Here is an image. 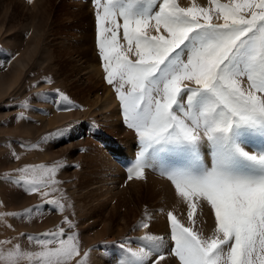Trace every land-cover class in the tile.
Instances as JSON below:
<instances>
[{
	"label": "snow or ice",
	"instance_id": "snow-or-ice-1",
	"mask_svg": "<svg viewBox=\"0 0 264 264\" xmlns=\"http://www.w3.org/2000/svg\"><path fill=\"white\" fill-rule=\"evenodd\" d=\"M93 9L103 80L139 145L128 179L144 178L145 170L174 158L161 175L188 207L189 226L167 212V254L162 237L146 234L142 239L150 244L126 248L119 264H264V0H189L187 6L180 0H93ZM74 108L80 106L68 101L58 110ZM39 168L16 169L20 176L11 182L47 197L41 189L58 183V166ZM45 204L64 210L58 199L46 200L21 213H0V222ZM197 205L213 218L209 235L195 228ZM62 223L73 227L67 217ZM27 239L40 250L13 245L0 250V264H69L81 255L76 235L61 226Z\"/></svg>",
	"mask_w": 264,
	"mask_h": 264
},
{
	"label": "rangeland",
	"instance_id": "rangeland-1",
	"mask_svg": "<svg viewBox=\"0 0 264 264\" xmlns=\"http://www.w3.org/2000/svg\"><path fill=\"white\" fill-rule=\"evenodd\" d=\"M24 21L28 23L27 20ZM44 27L50 29L48 25ZM17 31V27L12 25L3 33L0 40V60L6 59V52H8L14 40L19 37ZM53 39V32H47L43 41L44 46H50L56 41ZM26 43H28V38L25 36L22 46H25ZM15 57L16 54L12 56V58ZM61 73L55 61L47 60L43 66L31 65L21 84L12 90L10 94L6 95V89L0 91V213H21L25 209L44 204L46 200L52 199H58L64 205L63 212H56L50 205L45 204L43 210H34L27 216L20 218L4 217V221L0 222V241L10 240L12 243L0 245V250L10 249L13 245L18 244L25 252L39 251V245L34 240L29 241L27 236L35 237L45 232H54L58 226H61L64 227L66 235H76L81 254L79 257L73 258L69 264H76V261L81 259L84 264H92L93 260L99 257H105L104 259L118 263L119 259L121 261L125 255L124 250L132 247L124 244L123 239L126 237L134 240L136 244L132 248H137L150 244L142 237L146 234L156 236L155 233H152L153 230L154 232L162 230V235L165 233L164 231L169 233L167 212H173L178 220L185 226H189L187 203L175 194L170 181L166 178L160 180L156 178V182L152 183L155 187L154 191L153 189H147L143 178L128 179V168L131 165L121 168L122 177L116 175L117 183L122 185L125 195L122 205L116 207L117 205L114 204L117 200L120 203L118 195H115L105 204L104 201L103 203L99 201L98 191H89V185L95 181L96 172H98L96 165L99 162H95V156L98 152L96 151L98 150L96 145L101 142L103 134H95L93 140L89 139L87 134H84V141L81 140L78 143L75 133L72 132L77 122L71 121L61 128L54 127L46 130L45 124L48 119H40L37 114V108L42 106L43 97L45 95H58L57 89L68 97L72 105L82 107L81 102L70 96ZM46 79H50L51 82H45ZM86 117L87 121L95 119L91 114H87ZM6 125L8 133L6 132ZM58 129L64 131L57 134ZM68 140L74 142L73 146L67 147ZM33 145L36 147L32 148ZM93 149H95L94 152H92ZM13 152L19 159L12 155ZM204 160L210 165V159L206 152ZM175 163L176 161L170 165L167 163H162V165L167 168ZM25 165L36 166L37 172L40 171L39 166L41 165L46 167L58 166L55 176L58 183L53 185L52 188L41 189V191L49 192L47 197L42 198L39 193H26L22 187L11 182L20 176V173L15 170L23 168ZM26 174L31 176L33 173L30 171ZM92 195L98 199V202L90 204L89 199ZM150 199L152 201L149 202ZM104 204L111 207L107 214L104 213L105 211L102 208ZM113 207L117 210L124 209V224L119 220L120 216L118 218ZM129 208H132L133 212H130ZM148 208L153 209L155 212V217H157L154 220L143 217L144 213L142 212ZM65 217L72 222L73 227L69 228L67 224L62 223ZM195 217L197 218L195 228L202 231L204 235H209L213 218L207 215L206 210H202L199 205H197ZM105 220L106 222H104ZM140 222L148 223L149 227L144 228L142 234L138 236L136 225ZM7 225H11V227L9 228ZM101 226L104 228L103 235L101 234L99 238L92 239L93 228ZM117 227L121 228V234L116 237ZM87 231L91 237H86ZM22 233L26 235L21 236ZM113 250L117 251L116 255L121 258L111 257L110 254ZM84 253H87V256H84ZM18 264H30V262L27 259H20ZM105 264L111 263L106 262ZM173 264H175L174 261Z\"/></svg>",
	"mask_w": 264,
	"mask_h": 264
},
{
	"label": "bare ground",
	"instance_id": "bare-ground-1",
	"mask_svg": "<svg viewBox=\"0 0 264 264\" xmlns=\"http://www.w3.org/2000/svg\"><path fill=\"white\" fill-rule=\"evenodd\" d=\"M180 2L187 6L189 0H180ZM198 2L202 5L207 4V0H198ZM221 2H227V0H221ZM24 20H27L28 23ZM12 25L17 27L19 37L14 40L10 49L6 52V59L0 60V91L6 89V95L10 94L12 90L21 84L31 65L43 66L47 60L55 61L62 72V79L70 96L81 102L82 107L74 108L73 111H60L58 108L65 107L69 100L62 102L59 95H45L42 99V106L37 108V114L40 119H48L45 124L46 130L54 127L61 128L71 121L77 122L72 132L75 133L78 143L84 139V134H87L88 138L92 140L95 134H103L101 142L96 145L98 147L96 151L98 152L96 158L94 157L95 162H99L96 165L98 172H96L95 181L89 185L88 189L90 192L98 191L99 201L102 203L104 201L105 204L115 195H118L120 203L117 200L114 204L117 205H115L116 207L120 206L125 195L122 185L117 183L116 175L122 177L121 168L132 165L139 151V145L135 134L123 123L115 93L111 86L103 80L104 73L95 46L93 0H32L31 4L27 0H0V40L3 33ZM45 25H48L50 29L48 27L45 29ZM47 32H53V40L56 41L45 47L43 41ZM25 36L28 38V43L22 46ZM15 54L16 57L12 58ZM87 114L93 115L95 119L87 121ZM6 132H9L7 125ZM73 144L74 142L68 140L67 147H71ZM254 147L255 144L250 143L248 150L252 151ZM174 161V158L165 157L162 163L170 165ZM161 168H164L162 164L160 168L155 170H145L143 179L147 189H153L154 191L155 187L152 183L156 182V178L157 180L165 178L161 175ZM84 189L87 190L86 187ZM93 195L89 199L90 204L98 202V199ZM150 201L152 200L150 199ZM105 204L102 208L105 211L104 213L107 214L111 207ZM113 210H115L118 218L120 216L119 220L124 224V209L117 210L113 207ZM128 210L133 212L132 208ZM159 212L161 211L159 210ZM142 213H144L143 217H146V219L154 220L157 217H155L153 209L150 210V208ZM145 213L148 215L146 216ZM141 224L142 222L136 225L138 236L142 234L144 229L140 227ZM86 226L88 225L86 224ZM103 227L93 228L92 239L99 238L101 234L103 235ZM118 227L116 237L121 234V228ZM162 232V230L160 232H154L153 230L152 233L164 239L162 251L167 254L168 247H170V237L168 231H164L163 235ZM86 237H91L88 231ZM123 242L132 247L136 244L129 237L123 239ZM115 250L111 252L110 256L118 258L119 256L116 255L117 251ZM104 258H95L96 260H93L92 264H105L106 262L119 264L120 262V259L118 263H113V261Z\"/></svg>",
	"mask_w": 264,
	"mask_h": 264
}]
</instances>
